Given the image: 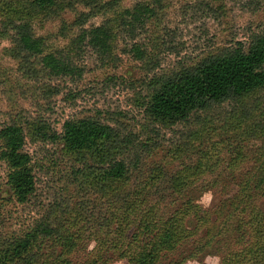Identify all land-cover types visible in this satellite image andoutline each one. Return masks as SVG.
<instances>
[{"label": "rangeland", "instance_id": "rangeland-1", "mask_svg": "<svg viewBox=\"0 0 264 264\" xmlns=\"http://www.w3.org/2000/svg\"><path fill=\"white\" fill-rule=\"evenodd\" d=\"M141 6L152 12H141L132 21L127 11ZM27 21L33 36L42 41L40 55L20 52L14 42L17 21L0 17V129L21 128L34 179L32 194L18 202L0 161V248L16 238L21 241L40 221L51 227L66 226L69 212L80 203L94 217L104 208L72 175L79 165L65 154L60 139H42L36 128L42 127L48 136L61 135L64 122L85 118L110 126L132 142L122 156L132 181L141 182L153 174L162 179L152 191L166 188L177 172L185 169L186 173L200 163L201 170L191 177H196L192 193L207 209L237 191L236 184L227 185L232 175L261 172L255 168L264 160L259 158L264 155V90L239 102L194 112L172 126L152 122L145 108L153 79L171 76L240 45L246 50L253 37L264 32V0L64 2ZM98 26L107 32L106 48L91 46L82 33ZM47 54L71 71L54 75L41 62ZM234 159L239 162L232 171ZM259 204L264 208V200ZM83 241L86 251L94 248L92 240ZM49 248L50 243L39 241L30 255H46ZM218 263L211 254L184 261Z\"/></svg>", "mask_w": 264, "mask_h": 264}, {"label": "trees", "instance_id": "trees-1", "mask_svg": "<svg viewBox=\"0 0 264 264\" xmlns=\"http://www.w3.org/2000/svg\"><path fill=\"white\" fill-rule=\"evenodd\" d=\"M76 1L90 4L95 0H0V17L17 21L14 42L20 52L40 55L42 41L33 36L27 20L64 2ZM141 12L152 11L141 6L127 14L133 21ZM82 33L91 46L106 48L103 26ZM134 52L137 58L142 57L138 48ZM41 62L54 75L71 71L51 54L42 56ZM151 87L146 115L161 126H172L186 121L194 112L239 102L263 91L264 32L254 36L246 50L240 45L208 57L194 67L153 79ZM36 131L42 139H60L65 154L79 165L72 175L81 180L84 189L94 193L104 208L94 217L82 210L80 203L69 212L66 226L51 227L40 221L21 241L16 238L19 241L0 248V264H107L114 260L127 264H184L186 258L203 254L216 256L218 264H264V208L259 204L264 200V160L255 168L261 170L256 176L232 175L227 185L236 184L237 191L225 195L215 208L207 209L192 193L196 177H191L201 170L200 163L186 173L185 169L177 172L166 188L152 191L162 179L153 174L144 181H132L129 165L122 157L132 142L122 139L110 126L85 118L64 122L61 135L48 136L42 127ZM23 146L20 127L7 125L0 129V161L7 168V183L20 203L34 191L31 157ZM233 162L232 171L239 161ZM84 238L94 243L90 251L84 249ZM39 241L50 243V248L46 255L31 257Z\"/></svg>", "mask_w": 264, "mask_h": 264}]
</instances>
